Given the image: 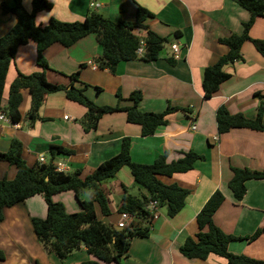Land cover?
<instances>
[{
    "label": "crops",
    "instance_id": "crops-1",
    "mask_svg": "<svg viewBox=\"0 0 264 264\" xmlns=\"http://www.w3.org/2000/svg\"><path fill=\"white\" fill-rule=\"evenodd\" d=\"M13 1L0 0V3L11 5ZM31 1L20 0L27 11L31 10ZM48 1L51 7L35 14L39 25H45L51 17L82 21L91 10L113 21H132L136 8L142 6L153 15L145 18L146 27L135 29V34L145 36L147 30H151L167 39L157 59L147 61L136 57L120 61L114 72L97 65L101 49L94 33L69 46L52 43L43 51L48 81L64 85L72 82L76 87H85L86 96L97 105H114L117 92L128 98L133 90H138L142 95L138 108L142 111L160 112L168 105L188 111L177 109L167 114V122L148 135L141 134L139 124L128 122L123 111L103 114L94 128L86 129L82 121L86 107L68 99L63 91H57L45 95L39 118L30 122L27 116L29 95L23 90L19 121H0V151H6L15 138L22 144L21 157L27 165L35 163L42 154L46 161L63 162L67 172L78 169L83 178L115 155L124 137L130 140L131 159L139 163H150L163 152L167 161H171L193 150L202 158L194 161L192 169L157 176L165 184H177L189 190L183 207L171 217L163 206L159 208V215L147 222L131 218L135 225L146 226L147 234L130 240L122 264H226L224 257L213 253L204 259L186 258L179 250L187 237L195 238L196 214L216 189L224 199L212 219L224 233L235 237L229 242L228 250L264 260V235L247 239L257 228L264 227V178L248 179L245 193L238 200L228 186L233 168L264 170V131L238 127L218 134L215 117L220 105L232 114L242 113L247 118L255 117L260 102L264 105V51L259 52L251 41H244L240 48L241 59L225 66L230 76L219 84L215 94L204 99L201 85L203 68L215 63L228 50L219 38L241 33L249 13L238 0ZM93 1L98 6L91 8L89 4ZM15 22L13 13H4L0 8V37ZM248 34L264 40V14L255 18ZM169 43H176L179 48V57L173 62L168 60ZM35 57L34 41L29 40L17 48L7 70L3 105L17 71L27 74L41 69ZM76 71L77 80H72L70 75ZM122 103L129 104V101L124 99ZM65 115L69 119H65ZM15 174L14 165L0 161V179H12ZM101 186L110 199L108 222L115 227L120 218L117 208L125 191L123 186L129 193L147 195L146 189L133 181L127 166H122ZM80 197L90 199V190L85 189ZM52 200L61 202L66 212L80 210L71 190L53 194ZM45 211L46 203L38 195L3 209L0 226L6 224L5 232L22 248L27 263L49 264L45 259L50 258L54 264H79L92 258L84 246L63 259L53 252L46 256L31 222L32 217H44Z\"/></svg>",
    "mask_w": 264,
    "mask_h": 264
},
{
    "label": "trees",
    "instance_id": "trees-1",
    "mask_svg": "<svg viewBox=\"0 0 264 264\" xmlns=\"http://www.w3.org/2000/svg\"><path fill=\"white\" fill-rule=\"evenodd\" d=\"M238 2L249 13L248 18L243 22L241 33L219 38L227 45L228 50L215 63L202 70L201 85L204 99L213 96L219 84L230 76L225 66L241 59L240 48L244 41L249 40L259 52L264 51V40L251 38L248 34L255 18L264 14V0H238ZM50 7L51 3L48 0H32L30 11L23 7L20 0H14L11 5L0 3L2 12H11L16 17L14 25L0 37V112H3L10 122H17L20 119L19 106L23 100V90L29 95L27 116L30 122L39 118V108L46 94L63 91L68 99L86 107V113L82 118L86 129L94 128L103 114L123 111L128 122L139 124L141 134L148 135L152 134L158 125L167 122L165 118L167 114L177 109L187 110L168 105L160 112L142 111L138 108L142 97L138 90H133L128 98H123L117 92V102L114 105H97L86 96L85 87H76L72 82L64 85L48 81L45 75L48 65L43 57V51L52 43L69 46L77 39L94 33L101 49V53L97 56V65L114 72L120 61L139 57L135 50L141 39L144 41V53L140 57L147 61L157 59L167 42L165 37L151 30H147L145 36L134 33L135 29L145 28V18L153 15L142 6L136 8L135 18L132 21L122 19L113 21L102 13L91 10L82 21H61L51 17L45 25L37 24L35 14ZM29 40L36 44L35 59L41 69L27 74L17 71L9 85L7 102L3 105L7 70L14 61L17 48ZM168 60L173 62L171 57ZM77 75V71L71 74V79L77 80ZM124 99L128 100L129 104H123ZM263 110L264 105L260 102L255 117L247 118L242 113L232 114L220 105L216 109L215 116L218 134L238 127L264 131ZM129 149L130 140L124 137L120 150L115 155L81 178L78 169L69 172L55 170L52 159L44 163L36 161L27 165L21 157V142L15 138L11 139L8 149L0 151V161L14 165L16 174L12 179H0V222L4 218L5 207L39 194L46 203L45 215L39 218L32 217L31 222L43 249L63 259L84 246L92 258L79 264L103 262L122 264L130 240L135 236H145L147 227L135 225L134 220H131L129 227L126 228L105 224L102 218L108 217L111 209L109 195L102 188V182L112 179L122 166H127L133 181L146 189L147 195L129 193L123 186L125 191L117 208L119 214L126 212L133 219L138 218L147 222L151 219L144 205L148 200L155 199L160 207H165L166 214L171 217L183 207L189 190L177 184H165L157 176L188 171L192 169L196 159L202 158V155L188 150L175 160L167 161L166 152H163L150 163H139L131 159ZM259 178H264V170L233 168L228 186L234 198L238 200L245 193V182L248 179ZM85 189L90 190V199L80 197V193ZM67 190L73 191L80 206L79 211L66 212L61 202L52 200L53 194ZM223 199L218 189L210 194L196 214L198 231L195 238L187 237L183 241L179 247L181 254L186 258L204 259L209 253H213L224 257L226 264H264L262 259L234 254L228 250L229 242L235 237L224 233L212 219L213 213ZM260 234L264 235V227L257 228L247 236V239L253 240ZM2 256L0 251V258Z\"/></svg>",
    "mask_w": 264,
    "mask_h": 264
},
{
    "label": "built area",
    "instance_id": "built-area-1",
    "mask_svg": "<svg viewBox=\"0 0 264 264\" xmlns=\"http://www.w3.org/2000/svg\"><path fill=\"white\" fill-rule=\"evenodd\" d=\"M90 7L94 8L96 6H98L97 3L95 2H90ZM169 57H171L172 59H177L179 57V48L177 46L176 43H169ZM135 53L137 56H142L144 53V41L143 39H141L139 41V45L137 46ZM65 119H69V117L67 115L64 116ZM0 121L3 122H10L8 117L3 113L0 112ZM194 128V125L191 124V129ZM37 162L39 163H44L46 162L45 157L42 154H39V156L37 157ZM54 168L57 171H62V172H67V166L63 163V162H54ZM144 208L148 211L149 215H150V219H154L159 215V203L157 200L155 199H150L148 200L145 205ZM131 216L124 212L120 214V218L118 220V222L116 223V227L117 228H126L129 227L130 222H131Z\"/></svg>",
    "mask_w": 264,
    "mask_h": 264
},
{
    "label": "rangeland",
    "instance_id": "rangeland-1",
    "mask_svg": "<svg viewBox=\"0 0 264 264\" xmlns=\"http://www.w3.org/2000/svg\"><path fill=\"white\" fill-rule=\"evenodd\" d=\"M37 195L40 196L42 200L45 202L43 196L39 194ZM5 225L0 226V251L2 252V255H3L0 258V264H28L27 263L28 260L26 259L22 248L17 247V242L14 243L11 237L8 235V232L7 231L5 232V229H6ZM43 250H44V254L47 256L49 252L46 251L45 249ZM45 260L46 262H49V264H54L51 262L50 258L48 259L46 258ZM33 264H37V262L33 261ZM55 264H58V263H55Z\"/></svg>",
    "mask_w": 264,
    "mask_h": 264
},
{
    "label": "water",
    "instance_id": "water-1",
    "mask_svg": "<svg viewBox=\"0 0 264 264\" xmlns=\"http://www.w3.org/2000/svg\"><path fill=\"white\" fill-rule=\"evenodd\" d=\"M102 221H103L105 224H109L107 217H103V218H102Z\"/></svg>",
    "mask_w": 264,
    "mask_h": 264
}]
</instances>
